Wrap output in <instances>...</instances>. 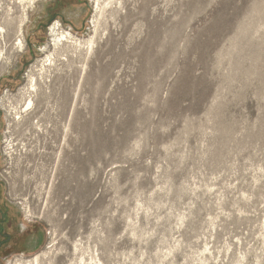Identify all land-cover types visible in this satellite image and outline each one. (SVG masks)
Listing matches in <instances>:
<instances>
[{
	"label": "rangeland",
	"instance_id": "obj_1",
	"mask_svg": "<svg viewBox=\"0 0 264 264\" xmlns=\"http://www.w3.org/2000/svg\"><path fill=\"white\" fill-rule=\"evenodd\" d=\"M109 2L0 0V264H264V0Z\"/></svg>",
	"mask_w": 264,
	"mask_h": 264
},
{
	"label": "bare ground",
	"instance_id": "obj_2",
	"mask_svg": "<svg viewBox=\"0 0 264 264\" xmlns=\"http://www.w3.org/2000/svg\"><path fill=\"white\" fill-rule=\"evenodd\" d=\"M108 2L111 3V0H108ZM107 5H109V4H107ZM98 9H99V11L101 10V7H100L99 3L97 4V10ZM54 25L51 27V31H52L53 36L55 37L54 40H53V46H54V48L57 49V52H58L57 55L58 56H60V52L61 51H66V47L67 46H70L72 48V50L73 49L74 50H77L78 48L80 50V48H81L82 45H85V44H88V43L91 44L92 38H89L86 41H81V40L77 39L76 37L72 36V34L70 32L60 31V29L59 28H56ZM3 29L4 28H2L1 25H0V33L4 32ZM95 29H96V27H95ZM16 40L17 41L14 43L15 44L14 46L17 47L16 49L22 50L23 47H24L23 40L21 38H17ZM61 46H63V47H61ZM52 55L53 54L47 55L48 57L42 61V64H41L42 70H41V73L40 74H42V71H44V66L51 64V62L53 60V58L51 57ZM45 62H47V63L45 64ZM33 77H34L33 74H30L29 75V79L31 81V84H30L31 85V88H34V84L32 85V82L34 81V78ZM26 91H27V89H26ZM31 101L32 100L28 101L29 103L26 104V105L30 106L31 105ZM33 262L37 264L38 259L35 258Z\"/></svg>",
	"mask_w": 264,
	"mask_h": 264
}]
</instances>
